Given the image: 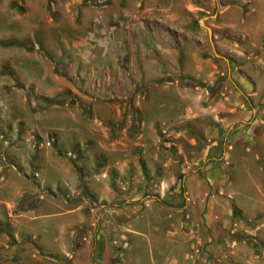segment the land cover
Returning a JSON list of instances; mask_svg holds the SVG:
<instances>
[{
  "label": "rangeland",
  "instance_id": "obj_1",
  "mask_svg": "<svg viewBox=\"0 0 264 264\" xmlns=\"http://www.w3.org/2000/svg\"><path fill=\"white\" fill-rule=\"evenodd\" d=\"M251 9L0 0V264H53L35 240L73 252L130 206L177 209L189 264H264V17L247 20ZM188 181L203 202L189 201ZM165 231H143L122 264L160 262Z\"/></svg>",
  "mask_w": 264,
  "mask_h": 264
},
{
  "label": "crops",
  "instance_id": "obj_2",
  "mask_svg": "<svg viewBox=\"0 0 264 264\" xmlns=\"http://www.w3.org/2000/svg\"><path fill=\"white\" fill-rule=\"evenodd\" d=\"M244 1L250 2L252 8V12L246 14L247 20L256 22L252 14H255L257 12L260 13V16L263 15L264 17V0ZM210 3H213V1H211ZM199 7L208 10L211 5L207 6L205 4H199ZM257 19H263V21L261 20V22L264 23V18L259 17ZM259 28L260 27H258V29ZM261 30L264 32V27H261ZM190 184V181H188L187 188L189 201L193 199L196 200V197H198V202H203L202 199L205 196L204 194H206L205 189L200 185L198 192H196ZM211 204V207L207 211V224L212 236H215L214 238H216V240H219V235L221 232L220 222L221 220L224 221V218H222L220 215V206L218 205V200L213 198ZM173 210L177 211V209L170 207H152L151 209H147L144 211H140L134 206L121 209L116 208L114 211L115 215H111L110 218L113 220V223H111V220H109L108 222L105 220L102 224V228L99 229V235L96 233L94 234L92 228H90L87 238L80 246L76 247V249L73 251L74 253L72 252L73 244H68L61 241L60 239L57 240V250H47V248L45 249L43 240H41V238L33 242L35 245V251H37L38 256H40L41 258H45L46 260H50L53 264H122V256H124L125 249L128 248L127 254L129 253L130 255V251L133 248L137 236H141L143 231L155 233L153 237L159 239L160 236L156 233H159L160 230L163 231V229H166V231L164 232V237L167 239V249H165L164 251V258L160 262H157L156 255L150 253V259L148 263L189 264V255L184 249V244L181 242L183 241V239L185 242L186 237H182L180 225L178 228H174L173 223L171 224L170 222L172 216L174 217V215L171 214V211ZM257 212L258 211L255 210L253 214L250 215L249 219H252ZM198 213L200 214V211ZM227 215H230V211H227ZM53 216L51 217V219H59V221L60 219L65 220L66 217L63 214H58L54 217ZM74 216L76 217V219L78 218L76 225H79L81 222H83L84 217L80 211H76ZM21 217V220H19L20 223L23 222L26 216ZM123 221L127 222L122 228L121 224L123 223ZM33 222H36V220H33ZM92 222L93 221H90L89 217L88 223L91 227L95 224H93ZM195 223L196 222H193L192 224ZM32 229L34 230L35 226H32ZM98 239L100 241H98ZM157 242L158 244L161 243L160 241ZM168 250L169 252H166ZM41 253H43L45 256L41 255ZM157 254H159L160 257L162 252H159ZM130 258L131 259L129 261H135V258ZM141 261V258H139L136 262L137 264H141Z\"/></svg>",
  "mask_w": 264,
  "mask_h": 264
},
{
  "label": "trees",
  "instance_id": "obj_3",
  "mask_svg": "<svg viewBox=\"0 0 264 264\" xmlns=\"http://www.w3.org/2000/svg\"><path fill=\"white\" fill-rule=\"evenodd\" d=\"M5 46H22L23 43L16 40H8L2 43Z\"/></svg>",
  "mask_w": 264,
  "mask_h": 264
},
{
  "label": "water",
  "instance_id": "obj_4",
  "mask_svg": "<svg viewBox=\"0 0 264 264\" xmlns=\"http://www.w3.org/2000/svg\"><path fill=\"white\" fill-rule=\"evenodd\" d=\"M208 31H210V29L208 28Z\"/></svg>",
  "mask_w": 264,
  "mask_h": 264
}]
</instances>
